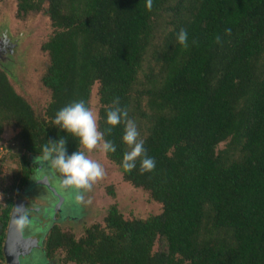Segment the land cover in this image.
Instances as JSON below:
<instances>
[{"label":"trees","instance_id":"trees-1","mask_svg":"<svg viewBox=\"0 0 264 264\" xmlns=\"http://www.w3.org/2000/svg\"><path fill=\"white\" fill-rule=\"evenodd\" d=\"M41 11L53 29L41 45L50 92L43 116L0 70V134L15 131L5 189L18 195L28 185V157L42 158L45 142L67 137L69 155L81 150L52 121L73 101L90 107L97 84L99 129L109 127L106 106L119 97L155 168L141 174L138 159L123 169V124L105 137L116 146L106 159L161 205L145 219H125L111 205L78 239L53 225L47 259L62 252L73 264H264V0H153L150 11L146 0H18V16ZM181 28L186 48L176 41ZM13 206L9 199L0 212V264Z\"/></svg>","mask_w":264,"mask_h":264},{"label":"rangeland","instance_id":"rangeland-1","mask_svg":"<svg viewBox=\"0 0 264 264\" xmlns=\"http://www.w3.org/2000/svg\"><path fill=\"white\" fill-rule=\"evenodd\" d=\"M17 3L18 0H0V70L7 73L15 91L41 117L50 100L49 90L41 83V77L49 64L48 54L41 50V45L49 39L53 29L48 16L43 11L30 12L23 17L18 16ZM96 92L97 84L92 88L90 108L98 117L99 104ZM223 146L222 143L219 148ZM81 151H85L89 158L98 161L105 169L104 178L96 182L90 192L85 193L84 204L75 201V189L62 187V177L48 166L43 157L30 159L29 155L28 159L33 167L29 183L32 184L36 179L46 177L50 187L60 195L63 202L60 209H55L52 216H49L52 218L49 221L47 214L52 211L51 208L56 201L55 195L45 186H35L32 189V195L37 200L36 206L43 204V211L36 216L38 223L34 226L28 219L23 223V235L37 234L38 240L31 253L20 259V264H73L62 262V252H57L50 261L45 256V239L53 225H57L63 231L71 232L78 239L90 225L103 223L111 205H116L125 219H145L161 212V205L154 202L146 191L134 188L122 179L120 171L106 159L105 154L98 149L87 152L81 147ZM25 187L21 189L19 195L24 194ZM89 199L90 204L87 203ZM44 206L46 208H43ZM157 248L158 245H155V249Z\"/></svg>","mask_w":264,"mask_h":264},{"label":"clouds","instance_id":"clouds-1","mask_svg":"<svg viewBox=\"0 0 264 264\" xmlns=\"http://www.w3.org/2000/svg\"><path fill=\"white\" fill-rule=\"evenodd\" d=\"M153 0H146V8L150 11ZM231 34V29H225L224 35ZM176 41L183 47L188 46V32L181 28L176 34ZM197 42L194 40L193 44ZM215 43L221 44L222 37L217 35ZM106 124L109 126L101 131L98 125V117L94 111L86 105L84 100L69 103L55 114L52 121L55 127L68 135L76 138L79 145L87 152L99 150L103 154L116 152V146L105 137L111 135L112 129L123 124L122 142L129 150L123 154L122 167L128 172L136 168V161L140 160V173L151 172L155 168V160L147 155L144 141L138 139V131L134 119L129 118L128 110L120 106V98L114 97L106 106ZM67 137H61L56 141L45 142L42 145V155L51 169L56 170L62 177L61 185L65 189H75V201L78 204L85 203V193L92 190L93 185L105 176L104 167L96 160L89 158L85 151L76 150L68 154ZM87 203H91L89 199Z\"/></svg>","mask_w":264,"mask_h":264},{"label":"water","instance_id":"water-1","mask_svg":"<svg viewBox=\"0 0 264 264\" xmlns=\"http://www.w3.org/2000/svg\"><path fill=\"white\" fill-rule=\"evenodd\" d=\"M33 158L34 156L30 155V159ZM35 186H45L49 189L56 197V201L51 209H60L63 199H61L60 195L50 187L46 177H43V179H36L34 183L28 185L23 191L24 194L31 195L33 193L32 189ZM24 194L22 193L21 197L14 203L5 231L2 250L7 264H20V259L31 253L36 247L38 240L36 238L37 234L29 236L23 235V223L28 219L26 213L32 210V207L27 204V200L23 197ZM28 220H30V224L34 226L32 220L30 218Z\"/></svg>","mask_w":264,"mask_h":264},{"label":"built area","instance_id":"built-area-1","mask_svg":"<svg viewBox=\"0 0 264 264\" xmlns=\"http://www.w3.org/2000/svg\"><path fill=\"white\" fill-rule=\"evenodd\" d=\"M14 135L15 131L11 128L6 129L0 134V212L7 207L9 199H12L13 202L15 201V194L5 189L8 184L6 179L8 167L12 162Z\"/></svg>","mask_w":264,"mask_h":264},{"label":"flooded vegetation","instance_id":"flooded-vegetation-1","mask_svg":"<svg viewBox=\"0 0 264 264\" xmlns=\"http://www.w3.org/2000/svg\"><path fill=\"white\" fill-rule=\"evenodd\" d=\"M37 169L38 168H36V170L35 171H37ZM32 175V174H31ZM30 175V176H31ZM30 179V178H29ZM29 183V182H28ZM30 184V183H29ZM28 184V185H29ZM26 188V187H25ZM21 197V194L19 195H15V201H14V203L16 202V200H18L19 198ZM23 197L27 200V204L28 205H30L31 207H32V210H30L28 213H26V215H28V219L30 218L31 220H33V224H35V223H38L37 222V220H36V216L41 212V211H43L42 210V205L43 204H41L40 203V205H38V206H36V203H37V200H36V197L35 196H33L32 194L31 195H29V194H24L23 195ZM46 206H44L43 208H45ZM39 209H40V211H39ZM58 210V209H57ZM53 211L54 210H52L51 211V213H49V214H47L48 216H47V218L49 217V216H52L51 214H53ZM42 213V212H41ZM50 218V217H49ZM52 218H50L49 219V221L51 220ZM41 221V220H40Z\"/></svg>","mask_w":264,"mask_h":264},{"label":"crops","instance_id":"crops-1","mask_svg":"<svg viewBox=\"0 0 264 264\" xmlns=\"http://www.w3.org/2000/svg\"><path fill=\"white\" fill-rule=\"evenodd\" d=\"M0 230H1V228H0Z\"/></svg>","mask_w":264,"mask_h":264}]
</instances>
